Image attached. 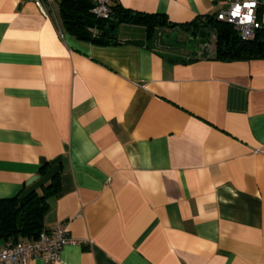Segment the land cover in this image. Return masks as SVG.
Wrapping results in <instances>:
<instances>
[{"label":"crops","instance_id":"0c3cea01","mask_svg":"<svg viewBox=\"0 0 264 264\" xmlns=\"http://www.w3.org/2000/svg\"><path fill=\"white\" fill-rule=\"evenodd\" d=\"M230 1L111 5L189 24ZM47 8L0 0V198L60 172L45 227L76 242L53 264H264V59L188 61L203 44L132 23L96 45Z\"/></svg>","mask_w":264,"mask_h":264},{"label":"trees","instance_id":"16d2710c","mask_svg":"<svg viewBox=\"0 0 264 264\" xmlns=\"http://www.w3.org/2000/svg\"><path fill=\"white\" fill-rule=\"evenodd\" d=\"M93 5V2L84 3V0H60L66 31L80 40L96 45H112L120 41L118 26L132 23L146 27L151 45L159 46L161 34L166 30L188 26L189 30L198 32L202 28L213 27L215 34L211 36L214 42L212 43L210 36L203 39L202 48L199 46L198 49L200 52L189 56L188 61H195L201 55L226 62L264 59V24L253 39L245 40L232 24L218 20L216 14L198 16L189 24H176L170 22L164 14L142 12L115 4L112 5L110 18L105 19L93 12ZM211 47L214 49H210ZM49 167L50 162L42 164L40 174L46 173ZM60 191V172H56L50 182L42 185L40 190L0 198V247L14 245L24 239L38 238L46 229L45 217L51 208L50 200Z\"/></svg>","mask_w":264,"mask_h":264},{"label":"built area","instance_id":"2783aa9c","mask_svg":"<svg viewBox=\"0 0 264 264\" xmlns=\"http://www.w3.org/2000/svg\"><path fill=\"white\" fill-rule=\"evenodd\" d=\"M37 4L49 16L47 5L51 0H36ZM93 12L101 18H110L111 0H93ZM264 0H231L228 7L216 13L217 19L226 21L239 31L245 40L253 39L262 26L259 8ZM76 240L69 234L64 223H57L50 229H44L36 239L20 240L14 245L0 247V264H29L32 259L41 258L47 264L57 262L66 244Z\"/></svg>","mask_w":264,"mask_h":264},{"label":"water","instance_id":"95a60500","mask_svg":"<svg viewBox=\"0 0 264 264\" xmlns=\"http://www.w3.org/2000/svg\"><path fill=\"white\" fill-rule=\"evenodd\" d=\"M111 19L113 20V17H111ZM183 30H188L189 27L188 26H184L182 27ZM215 34V29L213 27H208V28H202L200 29L198 32H196L195 30H193L190 34L189 37L191 39L194 40H203L208 36H211ZM161 41L169 44V45H178V44H182L183 46L187 45L188 41L185 40L183 42H181L179 40V28H175L173 30H166L164 32H162L161 34ZM195 54L197 52H194Z\"/></svg>","mask_w":264,"mask_h":264},{"label":"rangeland","instance_id":"374dc122","mask_svg":"<svg viewBox=\"0 0 264 264\" xmlns=\"http://www.w3.org/2000/svg\"><path fill=\"white\" fill-rule=\"evenodd\" d=\"M181 37H182L184 40H187V41H188V47L195 46L196 49H197L198 46L202 44V42H200V40H194V39H191V38L188 39L187 36H186L183 32L181 33ZM210 38H211V41H212V43H213V42H214V41H213V37L210 36Z\"/></svg>","mask_w":264,"mask_h":264},{"label":"flooded vegetation","instance_id":"af4514ba","mask_svg":"<svg viewBox=\"0 0 264 264\" xmlns=\"http://www.w3.org/2000/svg\"><path fill=\"white\" fill-rule=\"evenodd\" d=\"M184 33L186 36H187V38L189 39L190 37H189V34L192 32V30H183V28L182 27H180L179 28V33H180V35H181V33ZM183 41H185V40H183Z\"/></svg>","mask_w":264,"mask_h":264}]
</instances>
